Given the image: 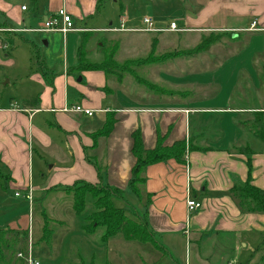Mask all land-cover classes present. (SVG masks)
Returning a JSON list of instances; mask_svg holds the SVG:
<instances>
[{"label":"crops","instance_id":"0c3cea01","mask_svg":"<svg viewBox=\"0 0 264 264\" xmlns=\"http://www.w3.org/2000/svg\"><path fill=\"white\" fill-rule=\"evenodd\" d=\"M100 2L0 0V65L15 66V54L8 55L7 48L12 36L33 46L29 39L40 34L34 30L59 9L64 8L74 23L80 13L93 18ZM193 8L179 23L181 34H198L196 42L211 32L227 36L196 57L144 67L153 83L180 92L173 96L149 94L127 78L107 83L100 71H69L77 63V48L73 57L67 52L70 34H132L125 37L131 40L125 41L136 46L140 37L149 33L113 32L111 22L109 27L100 26L97 17L91 20L93 26H74L76 31L64 39L59 33L41 34L45 46L50 39L54 43L61 39L60 60L51 64L50 54L33 47L34 54L26 63L32 64L28 80L37 92L22 98V105L9 102L0 106V166L12 178L7 191L13 196L15 192L24 195L30 186L37 204L46 195L62 191L56 187L76 181L99 182L93 164L102 170V182L123 190L126 198L134 196L127 184L135 163L131 152L135 132L146 150L154 149L159 138L164 146L184 141L189 148L183 163L168 160L147 166L141 196H135L157 246L163 249L161 253L148 244L144 253L152 261L146 264H264V214L240 210L230 195L233 184L244 182L247 175L246 157L232 154V150L242 145L256 150L259 146L241 123H247L254 113L264 114V33L249 30L253 22L257 30L264 29V0H196ZM119 11L120 19L127 21L128 6L120 5ZM2 37L6 41L2 42ZM227 38L238 40L239 49H233ZM224 51L239 53V63L230 75L224 71L218 78ZM106 86L109 94L104 91ZM74 107L93 114L68 111ZM108 114L115 120L113 130L94 144L90 135L102 127ZM251 164L252 184L264 191V154H253ZM6 192L0 189V204ZM21 199L23 203L16 205L9 217L24 208ZM188 199L200 208L188 213Z\"/></svg>","mask_w":264,"mask_h":264},{"label":"rangeland","instance_id":"374dc122","mask_svg":"<svg viewBox=\"0 0 264 264\" xmlns=\"http://www.w3.org/2000/svg\"><path fill=\"white\" fill-rule=\"evenodd\" d=\"M97 2L98 0H96V4ZM23 4L30 10L34 9L29 2H23ZM193 4H196V0H102L100 5L98 7L95 6L93 10V18L83 17L80 13V19H73V27L79 25L91 27L93 26L91 20L98 17L101 19L100 26L109 27L108 24L111 22L113 28L119 29L121 23L119 7L122 5L128 6L127 21L124 22L125 29L132 26L133 29H137L138 31L144 30L145 27L142 24V19L144 17L151 18L158 26L159 24H163L164 26L162 27H166L170 22H176L178 27L181 28L179 23L183 21V17L186 13H188V15L192 13L194 9ZM245 22L242 24L243 26H246ZM172 34L173 35L165 33L157 36L152 34L151 38L156 39L155 56L170 55L193 49L199 41L196 42L198 34H181L180 32ZM213 34L216 35L220 33L214 32ZM25 35L33 36V34L29 33H25ZM131 35L132 34L102 32L95 36L88 35L93 38L89 39L86 54L90 60L100 61L102 59V54L98 45L103 44L104 41L113 39L120 41L121 44L119 45V50L115 57L117 62L121 63L127 59L146 56L151 45L149 34L141 36L139 41L135 40V42L137 41L136 46L129 41H125L131 40V38H125ZM176 35H180L181 37L177 38ZM37 36L38 35H36V37ZM41 36L42 35L39 34L38 38H28L30 41H33V46L28 43H23L17 37H11L12 45L7 44V48L9 52L8 55H12L11 52L15 54V66L0 65V106H5V104L9 102L22 105V98L37 92L36 88L32 87V83L28 80V77L32 75L30 69L32 64L26 63V60H31L29 57L34 54L35 49L40 50L41 53L47 52L50 54L51 58H49V61L51 64L60 60L59 53L62 50L61 39H59L57 43H54L50 39L49 45L45 46L43 43L45 39H41ZM227 39L232 40L230 38ZM4 41H6L5 37H2V42ZM79 42L80 36L78 33L68 35L67 52L69 57L74 56L75 49L78 47ZM232 43L234 45L232 46L233 49H239L238 40H232ZM33 47H35V49ZM54 51L57 53H54ZM223 55L224 57L221 59V64L224 66H220L219 72L216 75L218 78L224 71L227 72V75H230L231 68L236 63H239V53L232 54L228 51H224ZM196 56L198 55H194L193 57ZM19 59H23V62L21 63ZM174 60L177 59L169 60L166 63H170ZM22 67H25V69H22ZM147 69L148 68H142V70L138 72L139 77L146 78L152 82L146 73ZM11 76H15V80L11 81ZM127 80L131 81L129 78H127ZM174 93L179 94L180 92L174 91ZM252 119L253 116H249L246 121H251ZM257 143L259 146H257L256 151H261L262 144L258 141ZM251 148L254 149L253 147ZM48 165L50 164L48 163ZM129 195V197L125 198V201L115 202V205L125 209L127 218L135 220V215L138 216L139 214L141 216L139 201L135 196ZM39 202L40 203L37 204V202L33 201L32 204L31 234L27 229L28 209L25 201L23 204L24 208L18 209L12 217L8 215H10L16 205L23 203L22 199L15 198L10 191H7L6 198L0 204V228L12 229V227H14L16 229L22 228L19 230L26 229L25 247L24 251L21 253H26L28 243L31 242L32 257L38 264H146L152 261L150 255H147L146 252L144 253L146 248L150 247L149 245L144 246L136 242H127L121 236H113L104 239L103 228H97L91 234H86L81 230L80 226L84 223L83 218L91 212V204L93 202L91 196H86V208L84 213L79 217H76L72 211V197L62 191L52 192ZM45 214L51 219L48 224V228L51 230L49 244L40 242V237L42 235L41 230L44 226V218L46 217ZM9 218L10 220H8ZM157 240L159 241L160 239ZM262 242L264 243V233ZM15 257L13 259H15ZM16 259L19 258L16 257ZM20 261L26 264L23 259H20Z\"/></svg>","mask_w":264,"mask_h":264},{"label":"trees","instance_id":"16d2710c","mask_svg":"<svg viewBox=\"0 0 264 264\" xmlns=\"http://www.w3.org/2000/svg\"><path fill=\"white\" fill-rule=\"evenodd\" d=\"M213 33L202 34L193 49L158 57L155 56L156 39L151 38V45L146 56L127 59L121 63L115 60L117 51L119 50L118 41L107 40L103 44L98 45V48L101 50L102 59L100 61H92L86 54L90 38L88 35L81 34L77 47V63L69 71H75L76 73L90 70L100 71L106 77L107 83H121L124 79L129 78L135 86L149 94L158 97L173 96L176 95L174 91L150 82L146 78L139 77L138 72L144 67L159 66L169 60L190 58L194 55L207 52L212 46L221 43L226 36V34L220 33L215 35ZM104 91L106 94L110 93L107 86L104 88ZM252 116L253 119L251 121L241 123V125L246 127L252 137L262 144V150L256 151L248 145H242L232 150V154L244 155L246 157L247 175L244 182L233 184L230 189V195L240 210L247 213L264 214V191L252 184L251 166V156L253 154H264V114L258 112ZM114 123L113 115L108 114L102 127L90 135L94 144L97 143V140L109 136L113 130ZM132 139L131 152L135 158V163L131 169V177L127 188L134 196L139 197L142 192L144 169L149 165L164 163L168 160L183 163V155L186 148H189V144L186 147L184 141H178L171 146H164L163 139L159 138L154 149L146 150L142 146L138 132L132 135ZM84 151H86L85 148ZM86 159L89 161L87 157ZM93 165L99 181L96 184L76 181L70 186L56 187L72 197V211L76 217L81 216L85 211L86 196L92 197L91 212L83 218L84 223L80 226L81 230L86 234H91L95 229L103 228L104 239L121 236L127 242L152 245L162 253L163 249L157 246L154 235L146 225L144 215H135V220L127 218L125 209L115 205V202L125 201L124 191L102 183V170L97 165ZM10 181H12V178L0 166V189L7 191ZM50 221L51 219L45 217L44 226L41 230L40 242L46 244L50 243L51 230L48 228ZM26 234V229L13 230L0 228V264H24L23 261L16 259L15 256L24 251ZM14 257L15 259H13Z\"/></svg>","mask_w":264,"mask_h":264},{"label":"built area","instance_id":"2783aa9c","mask_svg":"<svg viewBox=\"0 0 264 264\" xmlns=\"http://www.w3.org/2000/svg\"><path fill=\"white\" fill-rule=\"evenodd\" d=\"M21 10H25V7H22ZM125 21V18L121 19V24L119 29H113V32L117 31H138L137 29H125L123 23ZM142 24L144 25L145 29L139 32H145L149 34H160L165 32H183V29L178 27V24L176 22H170L166 27L158 26L155 24V22L149 18L144 17L142 19ZM250 31H262L264 33V29L257 30L256 29V23L253 22L249 28ZM76 29L73 27L72 19L70 14L64 9H59L54 15L47 18L42 26L39 29L34 30V32L40 33V34H52V33H59L63 39L65 38L66 34L70 32H74ZM14 32V31H13ZM67 111L66 109H64ZM75 113H82L87 116H91L93 114V111L88 109H83L80 107H74L71 110ZM15 198H23L24 201L27 204L28 207V225L27 229L28 232L31 234L32 230V204H33V196H32V189L30 186L27 187L25 190L24 195L20 194L19 192L14 193ZM200 208V204L195 202L192 199H188L186 201V209L188 213H191L192 211H195ZM17 258L23 259L26 264H38L32 257V245L31 242L28 243V247L26 249V253H18Z\"/></svg>","mask_w":264,"mask_h":264}]
</instances>
